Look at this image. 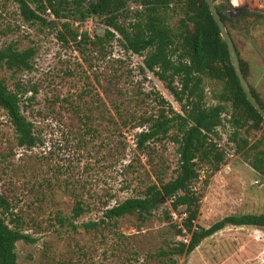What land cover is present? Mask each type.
Listing matches in <instances>:
<instances>
[{
  "label": "rangeland",
  "instance_id": "rangeland-1",
  "mask_svg": "<svg viewBox=\"0 0 264 264\" xmlns=\"http://www.w3.org/2000/svg\"><path fill=\"white\" fill-rule=\"evenodd\" d=\"M228 1L233 7L264 13V0ZM44 17L46 23L25 22L17 0H0V47L14 44L36 51L32 71L14 75L0 65V79L10 89L27 90L21 94V108L41 138L31 149L18 146L14 126L0 107V192L12 205L9 219L35 239L17 242L18 264H162L150 253L184 239L175 236L173 226L181 224L183 210L174 212L169 202L156 208L143 225L134 215L98 229L86 230L81 224L98 222L106 206L142 196L158 175L165 181L177 175V145L167 138L140 151L136 134L142 129L139 116L160 112V97L169 103L167 108L181 111V106L156 74L142 70L144 57L129 51L119 35L103 45L80 37L74 41L62 27L64 20L49 12ZM72 24L92 40L108 28L101 17ZM231 31L248 64L247 80L264 102V84L252 82L264 64V17H249ZM205 85L207 105H212L220 86L209 79ZM120 114L125 119L130 114L128 124ZM228 118L225 115V121ZM218 130L225 161L214 173L201 169L195 183L201 195L196 224L205 228L230 215L264 214V176L244 158L262 131L240 128L239 138L249 142L240 150L230 139L232 124ZM120 142L125 149L120 150ZM76 199L90 205V211L75 221L76 229L61 226L58 213L71 215ZM175 264H264V227L229 225L190 254L177 256Z\"/></svg>",
  "mask_w": 264,
  "mask_h": 264
},
{
  "label": "trees",
  "instance_id": "trees-1",
  "mask_svg": "<svg viewBox=\"0 0 264 264\" xmlns=\"http://www.w3.org/2000/svg\"><path fill=\"white\" fill-rule=\"evenodd\" d=\"M25 22L46 23V12L62 22L74 41H90L93 45H103L108 38L119 35L123 45L134 54L144 57L143 71L153 72L163 81L179 102L181 111L174 110L163 98L156 116H139L142 127L136 134V146L147 151L153 142L169 138L177 145L179 154L177 175L165 181L158 175L157 181L148 184L142 196H134L106 206L103 217L97 221L81 224L86 230L98 229L102 224L113 223L127 215H134L140 225L149 221L154 210L169 202L175 212L180 209L185 215L181 224H173L175 236L183 240H172L158 252L150 253L162 264H175L176 257L190 254L200 243L229 225L264 227V214L230 215L205 228L196 224L200 213L201 195L195 188L200 179L201 169L211 173L218 171L225 161L226 152L217 141L221 139L219 127L231 124L235 128L231 140L238 149L249 145L247 139L239 138L238 130L243 127L261 130L262 136L244 154L246 161L264 176V118L249 102L246 93L231 62L228 46L216 23L206 0H17ZM213 0L234 42L235 50L247 80V63L241 58L231 27H237L249 17L262 14L237 8L226 0L222 4ZM130 3L136 8H132ZM34 5V7H32ZM179 16L175 21V17ZM89 17L104 18L108 27L105 34L92 40L87 34L73 27L72 22L85 21ZM65 38L63 33H60ZM35 49H18L14 44L0 47V65L6 66L15 75L22 71H32ZM216 81L219 89L214 93L216 102L207 105L205 80ZM248 82V80H247ZM179 84V85H178ZM249 84V82H248ZM256 100L264 108V102L249 84ZM27 90L18 86L10 89L0 79V107L12 122L20 147L31 149L41 142L34 130V124L23 113L22 96ZM229 107L231 110L229 111ZM122 123L128 124V116ZM228 115V120L224 117ZM126 145L120 142V150ZM122 154V152H121ZM131 164L125 166L130 168ZM9 198L0 192V264H18L16 244L18 241L34 242L35 239L24 233L9 219L11 211ZM90 205L76 199L71 215H57L58 223L72 226L79 220ZM169 215V213H168ZM172 219L171 217H169ZM174 241V242H173Z\"/></svg>",
  "mask_w": 264,
  "mask_h": 264
},
{
  "label": "water",
  "instance_id": "water-1",
  "mask_svg": "<svg viewBox=\"0 0 264 264\" xmlns=\"http://www.w3.org/2000/svg\"><path fill=\"white\" fill-rule=\"evenodd\" d=\"M206 2L209 5L210 11H211L216 23L218 24V26L220 28L222 37L228 46L231 62L233 64V67L236 71V74L240 80L241 86L243 87L249 102L254 106V108L264 118V108L256 100L255 96L253 95V93L249 87V84L245 78L243 71H242V68H241V65H240L236 50H235L234 42H233L232 37L230 36V34L228 32V29H227L224 21L222 20V18L220 16V13L217 10L216 4L213 2V0H206Z\"/></svg>",
  "mask_w": 264,
  "mask_h": 264
},
{
  "label": "crops",
  "instance_id": "crops-1",
  "mask_svg": "<svg viewBox=\"0 0 264 264\" xmlns=\"http://www.w3.org/2000/svg\"><path fill=\"white\" fill-rule=\"evenodd\" d=\"M237 2H241V0H237ZM260 13L262 15L264 14L263 12H260ZM263 17L264 16H262V18ZM261 65H262V62H261ZM255 81L258 82V84H262V83L264 84V64L261 67L259 66L258 73L255 75V77H253L252 82H254V84H255Z\"/></svg>",
  "mask_w": 264,
  "mask_h": 264
}]
</instances>
